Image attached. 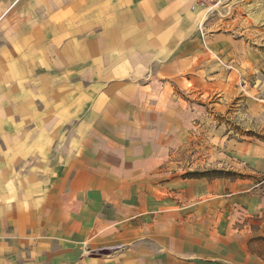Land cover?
Listing matches in <instances>:
<instances>
[{
	"label": "rangeland",
	"instance_id": "rangeland-1",
	"mask_svg": "<svg viewBox=\"0 0 264 264\" xmlns=\"http://www.w3.org/2000/svg\"><path fill=\"white\" fill-rule=\"evenodd\" d=\"M47 6L0 0V185L49 161L105 168L131 187L120 228L131 238L117 228L95 255L142 244L148 264H165L156 239L174 255L164 238L182 245L185 235L208 244L174 255L180 264H243L250 239L264 258V0L195 4L188 36L122 65L38 52Z\"/></svg>",
	"mask_w": 264,
	"mask_h": 264
},
{
	"label": "crops",
	"instance_id": "crops-1",
	"mask_svg": "<svg viewBox=\"0 0 264 264\" xmlns=\"http://www.w3.org/2000/svg\"><path fill=\"white\" fill-rule=\"evenodd\" d=\"M46 2L48 15L40 22L48 42L38 52L79 53L92 55V59L104 55L108 65L131 62L133 54L156 53V47L165 41L169 46L174 39L179 40L181 32L188 36L197 18L195 0ZM27 28L31 33L36 25L29 24ZM194 50L193 47L191 51ZM97 105L101 112L103 108ZM107 106L108 112L116 111L114 106ZM48 163L41 172L22 175L20 183L0 185V264H148L150 250L142 244L123 253L94 254L112 246L110 242L115 244L117 228L118 234L131 238L130 228L120 229L122 223L126 226L122 214L130 215V185L126 194L125 183L109 178L105 168L78 170ZM162 239H156L164 250L158 251L155 260L165 264L172 259L174 264H180L178 256H196L208 244L205 239L199 241L195 236L184 235V249L186 244L182 246L179 240L164 238L173 245L171 251L177 255V262L168 253L167 243L161 245ZM252 242L253 239L248 241L249 259L243 264H264L261 254L251 250Z\"/></svg>",
	"mask_w": 264,
	"mask_h": 264
},
{
	"label": "built area",
	"instance_id": "built-area-1",
	"mask_svg": "<svg viewBox=\"0 0 264 264\" xmlns=\"http://www.w3.org/2000/svg\"><path fill=\"white\" fill-rule=\"evenodd\" d=\"M213 0H195V4L198 7L206 8L207 5L212 2Z\"/></svg>",
	"mask_w": 264,
	"mask_h": 264
}]
</instances>
